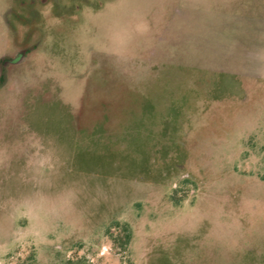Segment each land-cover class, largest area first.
<instances>
[{"label":"rangeland","instance_id":"374dc122","mask_svg":"<svg viewBox=\"0 0 264 264\" xmlns=\"http://www.w3.org/2000/svg\"><path fill=\"white\" fill-rule=\"evenodd\" d=\"M0 264H264V0H0Z\"/></svg>","mask_w":264,"mask_h":264},{"label":"trees","instance_id":"16d2710c","mask_svg":"<svg viewBox=\"0 0 264 264\" xmlns=\"http://www.w3.org/2000/svg\"><path fill=\"white\" fill-rule=\"evenodd\" d=\"M118 228H122V231L124 232V238L122 240V238L118 236H114V233H111V236H113L114 240H117V238L120 240L121 239V246L125 247L129 244V242L132 240L133 237V233L132 230L130 228V226L127 223H124L122 225H120V223H117L116 225ZM111 229H109L110 231Z\"/></svg>","mask_w":264,"mask_h":264}]
</instances>
